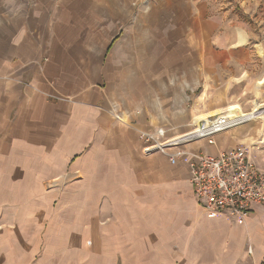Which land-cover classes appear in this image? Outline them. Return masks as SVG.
Instances as JSON below:
<instances>
[{"label": "crops", "instance_id": "1", "mask_svg": "<svg viewBox=\"0 0 264 264\" xmlns=\"http://www.w3.org/2000/svg\"><path fill=\"white\" fill-rule=\"evenodd\" d=\"M217 12L211 0H0V261L22 264V229L41 228L62 259L72 244L99 260L106 245L144 244L136 257L152 264H264V205L243 225L207 216L186 162L144 155L139 139L183 136L223 110L199 109L216 85H243L259 105L264 65L225 44ZM223 134L166 150L236 147ZM241 137L264 140V118ZM254 159L264 169V145Z\"/></svg>", "mask_w": 264, "mask_h": 264}, {"label": "built area", "instance_id": "2", "mask_svg": "<svg viewBox=\"0 0 264 264\" xmlns=\"http://www.w3.org/2000/svg\"><path fill=\"white\" fill-rule=\"evenodd\" d=\"M228 126L222 116L210 117L199 125L194 122L192 130L180 137L168 139L167 130L157 128L140 132L139 139L144 155L160 152L172 164L178 160L186 162L195 200L207 216H225L243 225L253 205H264V169L254 159L255 151L264 145L263 139L219 150L215 155L203 150H166L169 146L182 147L183 143L198 140L214 145V138L228 130Z\"/></svg>", "mask_w": 264, "mask_h": 264}, {"label": "rangeland", "instance_id": "3", "mask_svg": "<svg viewBox=\"0 0 264 264\" xmlns=\"http://www.w3.org/2000/svg\"><path fill=\"white\" fill-rule=\"evenodd\" d=\"M211 3L214 6V10L218 11V20L215 21H217L221 26L219 27V32L222 33L224 42L226 36H228L227 41L230 44L238 41L239 38H244V52L247 54V57L250 56L253 61L261 60L262 65H264V0H211ZM219 25L215 24V27ZM226 32L228 34H226ZM228 43L225 42V44ZM254 49H256V52H253ZM258 63L260 64V62H257V65L259 66ZM247 64L252 66L254 65L251 62H248ZM249 70L253 72L252 68H250ZM216 86L217 91H215V93H212L210 98L198 101L200 104L199 109L204 110L210 106L209 104H214L216 108L223 107L224 110L225 106H227L228 104H237L245 113H247L245 120L247 118H255V120L248 122L244 126L242 125L243 122H241L238 126L229 125V130L224 132V134L222 133V136L226 140L228 146L233 145L232 147H234L241 145L242 143H240V139L242 138L241 136L244 133V129H248L264 118L263 116L259 115V113L264 112V95L263 97L257 96L261 98V101L259 99H256L258 100L259 105L253 106L255 97H253V93L251 91L248 92L247 90H243V85L241 86L242 89H239L240 87H238L237 84L230 85L227 88L223 87V89L225 90L224 92H222V85ZM222 93L224 94V100L221 99ZM225 98L230 99L225 100ZM253 107L255 108V110L249 112L253 109ZM220 111L222 112V110ZM51 187L52 186L47 185V183L45 184L46 189L49 190V188ZM55 214H57L56 210ZM27 231L28 230L22 229L20 236V239L22 241L20 245V248H22V264H152V261L148 259L147 256L141 258L136 257V253H140L138 250H142L145 246H150L144 244L106 245L108 249L103 251L104 258L101 260L90 253L92 252L90 250L88 251L89 253H80L72 244L70 245V259H62L61 257L59 258L56 256V253L59 252H55L57 251V245L47 244L44 243V241L41 242L39 240L42 238L44 239L41 228L38 230V234L41 236L38 235L37 239H35V236L29 237L28 235H25V232ZM55 235H57V232L55 233ZM59 236H61V234ZM30 239H32V242H30ZM18 240L19 236L15 237L13 235V232H7V235L5 236V241L7 242L5 245L6 255L15 254L13 249L15 247H18ZM113 247L116 248V251H114ZM87 248L91 249L92 247L87 246ZM50 249H52L53 252L47 254L46 251H51ZM108 252H112V254L114 255V258L112 260L108 259ZM116 253L117 256H119L118 259H116ZM14 262L17 263L18 261L14 260L13 258H7L4 261H0V264H13ZM186 264H188V262H186Z\"/></svg>", "mask_w": 264, "mask_h": 264}, {"label": "bare ground", "instance_id": "4", "mask_svg": "<svg viewBox=\"0 0 264 264\" xmlns=\"http://www.w3.org/2000/svg\"><path fill=\"white\" fill-rule=\"evenodd\" d=\"M244 42H245L244 38H239V40L236 42V46L237 45L240 46V45L244 44ZM263 81H264V76L259 81H256L257 82L256 86L258 87L259 85H261L263 83ZM256 95H258L257 91H256ZM220 114H221L222 118L225 119L226 122H228L229 125H231V126H238L241 122H243V120L245 119V117L247 115L239 105L228 104L227 106H225V109L222 110V113L219 110H216L215 112H211L208 114H199L195 118V123H196V125H199L200 121H203V120L205 121L208 117H214V116L220 115ZM259 115L264 117V112L259 113Z\"/></svg>", "mask_w": 264, "mask_h": 264}]
</instances>
